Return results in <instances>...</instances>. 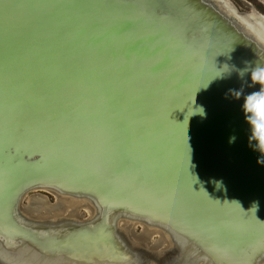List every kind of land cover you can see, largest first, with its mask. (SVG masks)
<instances>
[{
	"label": "water",
	"instance_id": "obj_1",
	"mask_svg": "<svg viewBox=\"0 0 264 264\" xmlns=\"http://www.w3.org/2000/svg\"><path fill=\"white\" fill-rule=\"evenodd\" d=\"M260 16L231 0H0V264H264L242 110L261 86L240 76L264 66Z\"/></svg>",
	"mask_w": 264,
	"mask_h": 264
},
{
	"label": "clouds",
	"instance_id": "obj_2",
	"mask_svg": "<svg viewBox=\"0 0 264 264\" xmlns=\"http://www.w3.org/2000/svg\"><path fill=\"white\" fill-rule=\"evenodd\" d=\"M249 73L252 82L249 87L253 83L259 84L261 87L256 92L248 93L244 96L242 110L246 114V120L250 126L249 147L261 153V158L257 160V163L264 165V66L256 65L253 67L249 64L240 71V76L243 77ZM232 94L239 98L242 94V89L240 91H233ZM193 103V99L191 102H188L189 111L191 112L190 116L199 114L203 117L205 115L203 107L197 105L193 108L191 107ZM235 140L236 137L231 136L229 143H233ZM211 183L215 185L217 190L223 188V182L220 180H212ZM253 207L257 209L258 205L253 203Z\"/></svg>",
	"mask_w": 264,
	"mask_h": 264
},
{
	"label": "rangeland",
	"instance_id": "obj_3",
	"mask_svg": "<svg viewBox=\"0 0 264 264\" xmlns=\"http://www.w3.org/2000/svg\"><path fill=\"white\" fill-rule=\"evenodd\" d=\"M233 1V3L240 9V10H249L250 6H254L257 10H259L260 12L261 9L260 7L264 8V0H231ZM264 14V13H263ZM30 196L37 197V199L41 200L42 202H47V203H54L55 199L53 196L43 193L42 197L36 194H31ZM29 197H27V200L25 201L27 203ZM81 214H84L85 217L88 216V212L84 209L82 210Z\"/></svg>",
	"mask_w": 264,
	"mask_h": 264
},
{
	"label": "trees",
	"instance_id": "obj_4",
	"mask_svg": "<svg viewBox=\"0 0 264 264\" xmlns=\"http://www.w3.org/2000/svg\"><path fill=\"white\" fill-rule=\"evenodd\" d=\"M260 9H261L262 13H264V8L263 7H260Z\"/></svg>",
	"mask_w": 264,
	"mask_h": 264
},
{
	"label": "bare ground",
	"instance_id": "obj_5",
	"mask_svg": "<svg viewBox=\"0 0 264 264\" xmlns=\"http://www.w3.org/2000/svg\"><path fill=\"white\" fill-rule=\"evenodd\" d=\"M261 17V19H263L264 20V17H262V16H260Z\"/></svg>",
	"mask_w": 264,
	"mask_h": 264
},
{
	"label": "snow or ice",
	"instance_id": "obj_6",
	"mask_svg": "<svg viewBox=\"0 0 264 264\" xmlns=\"http://www.w3.org/2000/svg\"><path fill=\"white\" fill-rule=\"evenodd\" d=\"M185 102H187V103H188L189 101H187V100H186Z\"/></svg>",
	"mask_w": 264,
	"mask_h": 264
}]
</instances>
